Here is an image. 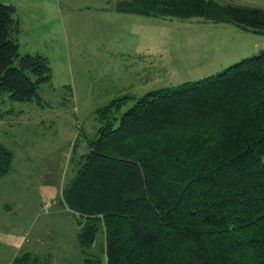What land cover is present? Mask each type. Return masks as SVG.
Returning <instances> with one entry per match:
<instances>
[{
  "label": "trees",
  "instance_id": "trees-1",
  "mask_svg": "<svg viewBox=\"0 0 264 264\" xmlns=\"http://www.w3.org/2000/svg\"><path fill=\"white\" fill-rule=\"evenodd\" d=\"M148 17L201 18L264 33V9L216 0H118ZM13 5L0 3V96L37 101L48 60L19 53ZM113 100L60 202L105 264H264V49L216 74ZM12 152L0 143V177ZM27 257V255H26ZM25 258V257H24Z\"/></svg>",
  "mask_w": 264,
  "mask_h": 264
},
{
  "label": "rangeland",
  "instance_id": "rangeland-1",
  "mask_svg": "<svg viewBox=\"0 0 264 264\" xmlns=\"http://www.w3.org/2000/svg\"><path fill=\"white\" fill-rule=\"evenodd\" d=\"M216 1L264 9V0ZM0 2L15 7L19 53L40 54L52 72L37 101L0 96V143L13 156L0 177V264H105L103 233L80 247L60 202L96 134L97 109L117 100L118 116L132 98L216 74L260 52L264 33L118 13V0Z\"/></svg>",
  "mask_w": 264,
  "mask_h": 264
},
{
  "label": "crops",
  "instance_id": "crops-1",
  "mask_svg": "<svg viewBox=\"0 0 264 264\" xmlns=\"http://www.w3.org/2000/svg\"><path fill=\"white\" fill-rule=\"evenodd\" d=\"M1 3V2H0ZM116 3V2H115ZM3 4H5V3H3ZM233 4H236V3H233ZM8 5H12V4H8ZM242 5V4H241ZM14 6V5H13ZM101 7H103V6H101ZM115 10V9H114ZM116 11V10H115ZM116 12H118V11H116ZM118 13H121V12H118ZM15 14H16V12H15ZM123 14H130V13H123ZM136 15V14H135ZM138 16H142V15H138ZM145 17H148V16H145ZM161 18H164V17H161ZM19 21V20H18ZM19 25H20V22H19ZM239 28V27H238ZM262 49H264V48H262Z\"/></svg>",
  "mask_w": 264,
  "mask_h": 264
}]
</instances>
